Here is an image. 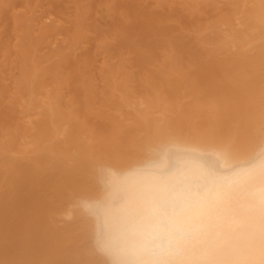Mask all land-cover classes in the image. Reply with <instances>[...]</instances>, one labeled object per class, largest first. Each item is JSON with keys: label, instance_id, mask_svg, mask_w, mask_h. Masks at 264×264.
<instances>
[{"label": "bare ground", "instance_id": "bare-ground-1", "mask_svg": "<svg viewBox=\"0 0 264 264\" xmlns=\"http://www.w3.org/2000/svg\"><path fill=\"white\" fill-rule=\"evenodd\" d=\"M207 4L0 0V264H264V0Z\"/></svg>", "mask_w": 264, "mask_h": 264}, {"label": "rangeland", "instance_id": "rangeland-1", "mask_svg": "<svg viewBox=\"0 0 264 264\" xmlns=\"http://www.w3.org/2000/svg\"><path fill=\"white\" fill-rule=\"evenodd\" d=\"M216 1V2H215ZM222 1V2H221ZM211 2V3H210ZM207 8H210V7H212L213 6V4H215V6H217L218 8H219V10L223 13V12H225V11H227L228 10V8L226 7V5L225 4H223V0H214V2L213 1H210V0H207ZM220 3V4H219ZM209 4H210V7H209ZM223 4V5H222ZM222 5V6H221ZM225 5V6H224ZM223 8V9H222ZM226 9V10H225ZM48 21V20H47ZM46 21V22H47ZM194 60H197V58H195ZM94 78L95 79H97V80H94ZM98 80H100L99 78H97V77H93V79H92V81H94V83L96 84V87L98 88L99 86H100V84L101 83H105V81L104 80H101V81H98ZM97 81V82H96ZM100 83V84H99ZM94 84V85H95ZM99 84V85H98ZM71 94V95H70ZM98 94V93H97ZM69 95V96H68ZM73 95V96H72ZM82 95V96H81ZM63 96H65V98H70V96H71V98L72 99H75L76 97H83V94H72V93H69V94H64ZM103 96V95H102ZM97 98H98V96H97ZM80 111V110H79ZM78 111V112H79ZM80 114L81 115H83L84 114V112H80Z\"/></svg>", "mask_w": 264, "mask_h": 264}]
</instances>
